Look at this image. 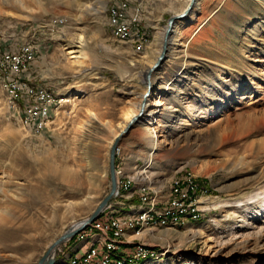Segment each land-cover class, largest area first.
I'll return each instance as SVG.
<instances>
[{"label":"rangeland","instance_id":"rangeland-1","mask_svg":"<svg viewBox=\"0 0 264 264\" xmlns=\"http://www.w3.org/2000/svg\"><path fill=\"white\" fill-rule=\"evenodd\" d=\"M189 1L135 0L147 39L137 49L110 36L109 0H0L4 50L15 54L26 44L35 50L31 54V47L23 48L30 58L16 78H26L62 101L48 130L32 135L24 124V105L33 102L10 107L0 83V264H37L107 196V142L127 126V112L144 100L148 73L151 93L168 83L159 94L157 115L162 125L156 135L163 144L147 164L141 126L123 135L116 147L120 155L115 154V198L105 213L124 203L121 180L128 191L145 188L160 210L173 180L190 172L206 189L200 220L174 231L146 229L141 238L129 232L125 240L148 246L154 256L146 264H264V204L256 198L264 190V115L252 118L264 111V94L249 86L251 73L245 68L252 60L251 71L264 69L259 55L264 50V7L258 0H197V21L175 23L165 59L150 72L162 51L167 20ZM80 29L86 57L73 63L65 45ZM178 31L181 45L175 55L170 48ZM243 45L248 49L242 50ZM184 114L188 121L182 124ZM44 161L53 167L45 168ZM61 170L76 175L66 181ZM119 207L113 216H127L129 208ZM86 230L57 246L48 261L70 264L79 249L69 250L82 246L78 242ZM242 236L250 239V250L241 248ZM223 244L226 256L213 258ZM233 251L238 253L229 257Z\"/></svg>","mask_w":264,"mask_h":264},{"label":"bare ground","instance_id":"bare-ground-1","mask_svg":"<svg viewBox=\"0 0 264 264\" xmlns=\"http://www.w3.org/2000/svg\"><path fill=\"white\" fill-rule=\"evenodd\" d=\"M257 1V0H254ZM123 0H109V8H108V15H109V28L110 32L112 33L113 30L116 29V33L114 35L110 36L113 38V40L121 42V43H133L136 45L137 49H142L143 43L147 41V39L144 37L143 32L139 28V9L135 8L132 9L131 13H126L124 17V23H119L118 14H123V11H125V3H122ZM115 3L116 5V13H115ZM257 5L260 7H264V0H258ZM196 5V8L192 9L190 15L183 21L182 26L191 25L194 24L197 21V16L199 14L200 8ZM262 9V8H261ZM207 18H204L201 20L198 28L202 27V25L206 22ZM135 25V27H134ZM126 26L127 29H133V35L125 36L126 32ZM180 28V27H179ZM177 28V29H179ZM255 29V28H254ZM80 32V33H79ZM78 33L74 34L72 37L71 44L65 45L67 52V55L69 56V60H72L73 63H81L80 61L84 60L86 57L85 53V38L82 35V30L80 29ZM143 35V40H141ZM162 35V34H161ZM164 36V34H163ZM179 31L175 33L172 41V46L170 48L171 52L175 55L177 54V49L180 47L181 42L179 39ZM160 35L156 36V43L159 42ZM162 41V40H161ZM160 41V43H161ZM264 43V42H263ZM27 48V47H26ZM248 49L247 45H243L242 50ZM22 49L21 53V60H23V67L25 66L26 62H28V59L30 58L31 51ZM162 51L160 52V54ZM260 58H264V50L259 51ZM245 59V58H242ZM251 61H246V69L251 73V77L248 78L250 84L249 86H254L255 89L259 92H262L264 94V69H261L260 72L254 73V71H251L249 69V65L251 64ZM22 67L18 68V71H16V76L19 74V70ZM18 79V78H16ZM0 83L4 87L7 95V102L12 108H17V105L19 103H42L45 97H49L50 101L54 103V111L57 110V107L61 104V99H57L51 91L45 88H39L29 85L27 82H25V90L24 89H17L15 92H13V87L8 83L7 77H2L0 74ZM167 82L163 83L161 82L159 85L155 87V91L150 93L149 99L152 97L151 101H149L148 97L144 98V103L136 104L133 106L129 112L125 115L126 122H129L131 118L137 116L139 114L140 109H142V114L140 115L141 120L139 121V125L141 126L144 134V141H145V147L146 148V163H150L153 160V157L155 155V152L162 146L163 142L158 141L156 132L161 127L160 119L158 118V114H160V107H161V101L159 99V94L162 90H165L167 88ZM242 90V89H241ZM240 90V91H241ZM79 92H76L77 94ZM143 98V96H142ZM235 100L237 103H240L242 98L236 97ZM29 104V103H28ZM143 104V105H142ZM31 105V104H30ZM168 111V110H167ZM264 111H261L257 114H254L252 118L256 119L257 115L263 116ZM25 120V126L27 125V118H24ZM188 121V115L184 114L181 123L185 124ZM125 125H123L124 127ZM224 131L227 132L228 136V128H225ZM251 131V130H250ZM251 133V132H250ZM116 135L107 142V150L108 153H110V149L114 144ZM227 138V137H226ZM118 144V143H117ZM115 154L119 156L120 149H115ZM42 165L45 168L51 169L50 167H53L52 164L48 161H44ZM145 174L143 171L142 174ZM58 174L63 177L66 181H69L76 175V173L68 172L66 170H61L58 172ZM189 180L192 185H196L198 189H193V191H190V196H188V203L187 204V186H177L179 183V180ZM119 192L122 191L127 192L128 191V184L127 182H123L122 180L119 182ZM176 191V193H175ZM116 193V192H115ZM138 198L141 203V207H139V212L133 216H125L121 217L118 215L111 214L112 210L109 211V213H105V220L107 223V226L104 228L103 233H90V234H96L99 235V238L96 242L88 245L84 250H82L80 253H76L73 258L71 259L70 264H75L76 261L80 258L84 257V260H91L99 251L100 253L105 257V259H108L111 264H146L149 260L152 259V256H154V253H150V249L146 244H143L141 242L131 244V242L125 241V245H131L132 248H130V254H128V251H121V248L118 247L117 244L113 243L112 235L114 232V226H116V234H117V240L118 243H124V224H117V220L119 219V223H127V234L129 232H132L134 234H139L140 238L146 234L142 231L150 228H157V227H167V228H178L183 227V225L190 221V222H197L202 217V213L204 210L200 207L202 204L200 203L201 197L204 193H206V189L203 188V186L199 185L198 180L196 177L190 173L185 172L184 174L176 177L173 180V183L171 184L168 198H167V204L164 208L170 207L172 205H181V208H172V217H177L174 222H160V220H165V213H160V210L157 209V201L155 196L152 197L151 193L146 191L145 188H141V190L137 191ZM200 195V197H199ZM258 199V205L264 204V190L261 191L257 197ZM138 200V201H139ZM139 203V202H138ZM139 203V204H140ZM138 204V205H139ZM69 210H72L74 208L73 205L68 206ZM262 208V207H260ZM109 209V208H108ZM198 210H201V212L198 215ZM109 215V216H108ZM87 220V219H86ZM86 220L81 221L78 224L73 225V227L70 230L75 229L79 225L83 224ZM128 220V221H127ZM141 221H142V228H141ZM100 224V218L95 219L92 221V225H99ZM87 230L83 233L84 235H81L80 239H83L86 234H88V231H91V223L88 224ZM142 232V233H140ZM80 233V232H79ZM241 238L242 246L241 248L243 250L249 249L250 247V239L247 238ZM134 243V242H133ZM51 245V244H50ZM49 245V246H50ZM227 244L219 245L216 247L214 254L212 255L215 259H221L226 256L225 247ZM213 248V247H211ZM250 250V249H249ZM238 252L233 251L229 257L234 256ZM131 254H144V256L136 257V260H134V255ZM101 264H108V262H101Z\"/></svg>","mask_w":264,"mask_h":264},{"label":"built area","instance_id":"built-area-1","mask_svg":"<svg viewBox=\"0 0 264 264\" xmlns=\"http://www.w3.org/2000/svg\"><path fill=\"white\" fill-rule=\"evenodd\" d=\"M134 2L135 0H123L122 3H125V11H123V14H118L119 23H124V17L126 13L132 12V9H134ZM116 5L117 3H115V7H114L115 13H116ZM116 29L117 28H115V30L112 31L111 35H114L116 33ZM128 35H133V29H127L126 26L125 36ZM141 40H143V35ZM3 47L4 45L0 41V74L2 75V77H7L8 83H10V85L13 87V92H15L17 89L25 90L26 78L16 79V71H18V68L23 67L24 64L23 60H21L22 49L24 47H31V46L26 44L24 47H20L19 51L15 54L4 50ZM33 52H35V50L33 47H31V54ZM24 106L26 107V116H25L27 118L26 128L31 129V134L40 135L45 131H47L51 125V118L54 114V103L50 101L49 97L44 96V100L42 103H31V105H24ZM177 186H187V194L185 196H187V204H191L188 203V196H190V191H193V189H198V187L196 185H192V183H190L188 179L179 180ZM112 198H115V194L113 195ZM107 204L105 205V207L107 206ZM105 207L102 209L101 213L99 214L100 224L92 225L91 222V231H88V234L103 233L104 228L107 226L105 220ZM172 208H181V205H172L170 207L160 208V213H165V220H160V222H174V220L177 217H172ZM200 212L201 210H198V215ZM117 224H124L123 232L127 233V223H119V219H118ZM141 228H142V221H141ZM112 239H113V243L117 244L118 247L122 249V251H128V254H130V247H125V243H118L116 226H114ZM131 255H134V260H136V257L144 256V254H131ZM101 262H108V264H111L110 261L108 259H105V257L99 251L91 260H84L83 257L78 259L75 264H101Z\"/></svg>","mask_w":264,"mask_h":264},{"label":"water","instance_id":"water-1","mask_svg":"<svg viewBox=\"0 0 264 264\" xmlns=\"http://www.w3.org/2000/svg\"><path fill=\"white\" fill-rule=\"evenodd\" d=\"M197 0H190L188 5L185 7V9L171 17L167 20L166 26H165V33H164V40L162 45V53L157 58L155 64L152 67L153 71L156 69L159 64L165 59V54L168 48L169 44V37L173 32V28L176 22L184 21L191 13L192 8ZM151 84L149 82V73L146 75V93L143 95V99L148 97L151 93ZM142 103H144V100H142ZM143 105V104H142ZM142 114V109H140L139 114L128 122L127 126L122 130V132L119 133V135L115 138L114 144L110 149L109 153V162H108V170H109V178H110V191L107 194V196L102 200V202L99 204V206L96 208V210L91 214L87 220L76 227L73 230L66 231L60 238H58L44 253L42 258L39 260L37 264H52L53 261H48L49 256L53 253L55 248L62 244L63 242H66L70 240L72 237L76 236L79 232L84 230L88 224H90L92 221L97 219L99 214L101 213L102 209L105 207V205L111 200L113 195L115 194L116 187H117V176H116V168H115V149L117 147V143L120 142L123 135L128 133L134 126L139 125V121L141 120L140 115Z\"/></svg>","mask_w":264,"mask_h":264},{"label":"crops","instance_id":"crops-1","mask_svg":"<svg viewBox=\"0 0 264 264\" xmlns=\"http://www.w3.org/2000/svg\"><path fill=\"white\" fill-rule=\"evenodd\" d=\"M129 169V168H128ZM128 172H130L129 170H128ZM119 199L122 201V202H124V203H117V204H115L116 206H114L113 208H112V213L111 214H117L120 210H117V208L116 207H123V208H129L128 209V211H126L125 212V215H127V216H133V215H135V214H137L138 212H139V205H138V193H137V190H135L134 188H131L129 191H127V192H124L122 195H120L119 196ZM128 200H132L135 204H130L129 203V201ZM124 204V205H123ZM119 205V206H118ZM132 206V207H131ZM119 207V208H120ZM124 213V212H123ZM176 229H178V228H173V230H171V231H174V230H176ZM127 233H125L124 234V236L126 235ZM98 238H99V235H96V234H90V235H86L83 239H82V241H80V242H78V243H82V246H76L77 247V249L76 250H69V252H70V254H71V252L72 253H74V252H76L78 249V251H77V253H79V251H81V250H83L84 248H86L88 245H90V244H92V243H94V242H96L97 240H98ZM123 241H124V243H125V241L127 240H125V237H123ZM127 242H129L128 240H127ZM126 246V245H125ZM129 246V245H128ZM75 247V248H76ZM130 248L132 247L131 245L129 246Z\"/></svg>","mask_w":264,"mask_h":264}]
</instances>
